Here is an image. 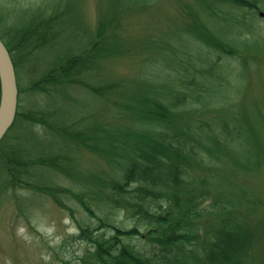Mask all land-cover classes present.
I'll use <instances>...</instances> for the list:
<instances>
[{
	"label": "trees",
	"instance_id": "1",
	"mask_svg": "<svg viewBox=\"0 0 264 264\" xmlns=\"http://www.w3.org/2000/svg\"><path fill=\"white\" fill-rule=\"evenodd\" d=\"M195 1L222 53L201 67L199 52L173 62L164 40L134 41L126 17L150 12L157 0H102L90 38L48 45L45 64L38 49L57 37L54 26L70 23L77 1L39 21L48 38L37 42L41 30L30 26L7 40L18 82L22 61L30 78L19 84L18 115L0 141V203L20 206V194L33 192L70 211L79 224L74 238L90 245L82 264H264L256 248L257 235L264 245V97L233 95L252 58H264V32L207 27L222 5L245 11L235 22L251 26L247 15L264 0ZM162 50L169 64L148 68L138 58L132 72L114 74L117 60ZM224 56L238 57L244 72L223 73ZM26 95L39 102L27 106ZM246 99L254 112L242 110ZM86 153L101 160L98 172L85 169ZM60 175L65 184L53 180ZM78 209L97 223H82ZM121 212L132 226L117 222Z\"/></svg>",
	"mask_w": 264,
	"mask_h": 264
},
{
	"label": "rangeland",
	"instance_id": "2",
	"mask_svg": "<svg viewBox=\"0 0 264 264\" xmlns=\"http://www.w3.org/2000/svg\"><path fill=\"white\" fill-rule=\"evenodd\" d=\"M78 2V7L73 12L70 23L63 21L60 26H54L53 29H59L57 37L47 39L43 47L38 49L40 54L37 59L38 65L45 64L51 57L48 45L54 43L57 48L65 45H74L90 38V32L94 31L98 23V14L102 0H0V32H6L2 38L7 43L9 37L16 36L19 38L20 30L28 27L40 28V34L36 35V41L41 38H48L50 32H44L39 21L46 18L49 14L63 9L66 4L70 6L73 2ZM80 2V4H79ZM216 7V6H215ZM218 12L207 27H214L216 23L220 26L233 24V31L242 32L252 37V33L257 30L264 32V18L258 13L248 14V22L253 24L247 27L246 24L235 22V17L241 15L243 10L233 8L228 5L217 6ZM146 13H141L138 17H126L124 23L127 30L134 36V41L141 43L140 39L145 37L150 39L164 40L166 47L169 45L176 53L172 61L177 62L181 54H191L194 52L203 58H196V65L201 67L215 60L221 52L217 51L218 47L215 41L210 38V32L204 28L205 23L209 20L208 13L205 12L195 0H157L154 8ZM234 18H233V17ZM202 17L204 23H199ZM215 19V20H214ZM202 35V38L199 36ZM185 37V38H184ZM185 39L186 42L182 40ZM83 44V43H82ZM53 48L51 47L50 50ZM157 50V48H156ZM17 52V51H16ZM190 52V53H189ZM164 50L156 53L151 52L148 56L145 52L141 56L124 57L117 60L114 74L126 76L132 72L135 62L138 60L148 68L156 66L162 62L169 64V56ZM141 55V54H140ZM18 56V52H17ZM146 57V58H145ZM185 60L192 62L191 57ZM184 60V61H185ZM25 62H21L19 74L21 75V85L26 86L29 81V70ZM223 67L220 69L223 73L231 72L233 75H241L243 65L238 57L224 56L222 61ZM251 68H247L242 74V88L239 93L233 95L246 94L250 99L255 97H264V58H252ZM118 73V74H117ZM159 77H163L164 71H159ZM1 96V95H0ZM25 103L27 106L39 102L36 97L29 99L26 95ZM1 99V97H0ZM56 101V100H54ZM242 110L249 113L254 112L252 103L248 99L241 102ZM21 126L17 127L16 132H22ZM85 169L90 173L98 172L97 165L100 159L92 154L84 155ZM56 182L66 183L64 176L54 177ZM264 181L262 182V187ZM264 190V187H263ZM23 201L19 205L8 199L0 203V264H82V257L86 254L90 245L86 242L76 240L74 237L78 233L79 224L72 216L70 211L59 207L53 199L44 194L25 192L20 194ZM1 201V196H0ZM72 203V202H71ZM74 203H77L76 201ZM79 203V202H78ZM75 217L82 223H97L98 217H90L81 209L75 210ZM123 213L116 215L117 222L132 226L134 221ZM213 221V218H209ZM143 230V228H142ZM109 228L102 232L109 234ZM135 240L139 246L143 247V241ZM257 252L258 261L264 260V245L261 243V237L257 235Z\"/></svg>",
	"mask_w": 264,
	"mask_h": 264
},
{
	"label": "water",
	"instance_id": "3",
	"mask_svg": "<svg viewBox=\"0 0 264 264\" xmlns=\"http://www.w3.org/2000/svg\"><path fill=\"white\" fill-rule=\"evenodd\" d=\"M264 17V11L259 12ZM0 80L2 97L0 105V140L13 124L18 110L19 88L16 70L10 51L0 37Z\"/></svg>",
	"mask_w": 264,
	"mask_h": 264
}]
</instances>
